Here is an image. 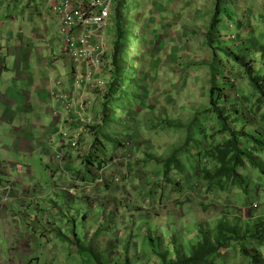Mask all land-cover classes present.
<instances>
[{
    "label": "rangeland",
    "instance_id": "rangeland-1",
    "mask_svg": "<svg viewBox=\"0 0 264 264\" xmlns=\"http://www.w3.org/2000/svg\"><path fill=\"white\" fill-rule=\"evenodd\" d=\"M219 1L214 52L205 37L216 0L112 1L102 32L105 80L117 70L121 91L108 100L91 90L90 115H77L79 147H59L53 118L47 160L35 143L18 151L27 130L0 124V264H84L66 241L72 232L110 264H160L156 254L172 242L186 251L196 243L200 224L213 231L224 219L245 231L264 221V152L254 153L256 167L239 170L243 188L221 192L202 180L203 169L216 167L204 152L228 139L210 107L212 79L230 98L218 107L234 118L232 127L264 141V105L242 65L225 55L264 75V0ZM51 16L58 20L50 0H0V101L12 84H19L12 92L29 89L20 83L26 71L8 57L21 34L46 33ZM4 109L1 101L0 116ZM177 151L185 171L166 178L161 162ZM90 155L96 161L87 163ZM253 257L264 264V244L248 239L229 245L216 263L254 264Z\"/></svg>",
    "mask_w": 264,
    "mask_h": 264
},
{
    "label": "trees",
    "instance_id": "trees-1",
    "mask_svg": "<svg viewBox=\"0 0 264 264\" xmlns=\"http://www.w3.org/2000/svg\"><path fill=\"white\" fill-rule=\"evenodd\" d=\"M220 16V1L216 0L214 13L205 37L206 44L213 52L216 51L213 47L217 41L216 35L220 25ZM225 55L242 65L253 93L258 96L257 103L264 105V75L255 74L253 68L248 64H244V61L238 56L229 53ZM115 59V56H113L112 65L114 67ZM119 82H121V78L118 76L117 70L113 69L105 95V97H108L106 99L113 100L117 97V93L121 91V86L118 85ZM223 89L217 88L215 80H211L210 107L219 122V134L226 135L228 139L223 144L216 145L204 152L205 159L214 162L216 167L213 171L203 169L201 172L202 180L206 184L216 187L221 192H225L230 185L243 188V178L239 174V170L245 168L247 164L256 167L253 157L254 153L264 152V141L262 139L235 130L232 127V123H235L233 122L234 118L219 109L218 106L221 101L227 103L230 100L226 94L221 95ZM105 123H107V118ZM116 142V138L111 140L113 146H116ZM190 143L191 140L188 138L183 148H187ZM97 150L98 147L94 151L95 154H97ZM178 151L161 162L166 178L173 170L179 173H184L185 171V167L177 157ZM92 161H96V159L90 155L87 158V163ZM204 225L200 224L198 226V239L187 251L183 250L182 247L176 248V243L172 242L170 244L171 250H164L165 252L156 254L159 257L160 264H216V259L222 251L232 243L241 244L248 239H256L260 245L264 244V221H260L252 227H247L245 231L240 226L231 224L224 219L216 224L213 231H210ZM171 239L172 241L174 240L173 237ZM66 241L71 247L75 248L78 256L83 259L84 264H110L109 259H106L103 254H98L86 241L82 242L77 238L75 232L71 233L70 241ZM172 255L174 256L172 257ZM252 261L254 264H263L256 257H253ZM126 264H130V262L127 260Z\"/></svg>",
    "mask_w": 264,
    "mask_h": 264
},
{
    "label": "crops",
    "instance_id": "crops-1",
    "mask_svg": "<svg viewBox=\"0 0 264 264\" xmlns=\"http://www.w3.org/2000/svg\"><path fill=\"white\" fill-rule=\"evenodd\" d=\"M55 18L51 16L50 21H44L43 26L46 33H43L41 36L32 33H25L24 36L21 34L19 38L21 41H19L18 45L16 43L15 49L13 48L14 51L8 58H13L16 70L23 69L26 71L24 73L19 72V77L20 83H28L27 86L29 89L27 91L19 89L21 90L20 92H12L11 88L14 85L19 86V84H12L10 89H8V96L1 100L5 109L3 111L4 114L0 116V124L8 123L10 126H17L13 128L19 134H25L23 132L24 129L30 133V139H18V151L23 152L21 147L27 142L35 143L37 146L43 147V154L46 155L47 160L50 159L49 153L51 150L49 149L50 146L47 138L53 133L52 125L48 122L50 121L52 123L51 120L53 118L56 124L54 129L57 132L58 128L59 132L58 118L54 113L55 109L61 112V108L53 99L54 94L59 91L68 95L74 94L77 99V104H81L84 109L81 113L77 112L79 116H82L81 119L90 115L87 111L85 101L94 99L92 96L88 98L90 92H92L89 89L74 92L70 78V64L60 55L61 43L57 29L58 20ZM2 74L0 73V76ZM57 83H59V86H56ZM4 85L7 87L9 84ZM45 118H49V120H45ZM78 118L75 117L76 121L71 125L63 124L62 129H65L68 138H74L77 133H80L79 142L81 143L83 133L80 128L81 121ZM43 123L50 125V128H45ZM32 131H38L36 135L39 136V139L41 138L40 141H35V134H31ZM60 138L62 142L60 141L59 147L64 149L68 147L69 149L70 147L65 144L66 139ZM53 150L57 151V149Z\"/></svg>",
    "mask_w": 264,
    "mask_h": 264
},
{
    "label": "built area",
    "instance_id": "built-area-1",
    "mask_svg": "<svg viewBox=\"0 0 264 264\" xmlns=\"http://www.w3.org/2000/svg\"><path fill=\"white\" fill-rule=\"evenodd\" d=\"M112 1L50 0L52 12L58 18L60 55L70 64V78L74 92L88 89L96 93L107 91L106 48L102 32L110 19ZM56 86H59V83ZM75 97L74 94L68 95L62 91L53 96L61 108L60 113H54L59 122V136L65 138V144L73 149L79 147L80 133L74 138H68L62 125L73 124L76 121L75 117L79 115L77 112L84 111L82 105L77 104Z\"/></svg>",
    "mask_w": 264,
    "mask_h": 264
}]
</instances>
